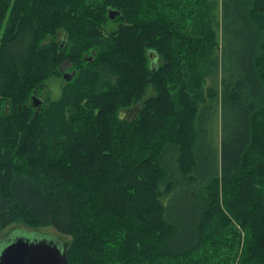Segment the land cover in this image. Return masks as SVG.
<instances>
[{"label": "trees", "instance_id": "16d2710c", "mask_svg": "<svg viewBox=\"0 0 264 264\" xmlns=\"http://www.w3.org/2000/svg\"><path fill=\"white\" fill-rule=\"evenodd\" d=\"M207 1L0 0V230L78 233L68 264H212L234 257L238 225L239 264H264V0H220L219 60ZM203 68L219 92L203 94ZM72 71L60 100L31 105ZM209 110L226 130L214 157Z\"/></svg>", "mask_w": 264, "mask_h": 264}, {"label": "rangeland", "instance_id": "374dc122", "mask_svg": "<svg viewBox=\"0 0 264 264\" xmlns=\"http://www.w3.org/2000/svg\"><path fill=\"white\" fill-rule=\"evenodd\" d=\"M200 1L202 2V0H200ZM31 4H38V2L37 1H36V3L35 2L34 3L29 2V7ZM8 5L9 6H8V9L6 10L5 18L1 22L0 34H2L5 30V28H7L10 25L8 23V17H9L10 11H11L12 2H10ZM207 5L209 7L208 20L210 22L211 28L213 29V31L215 33L214 41L217 43V46L215 47L216 50L214 49V52H213L211 58L219 60V57L221 55V44H222L221 43L222 42V34H221L220 0H208ZM27 11H28V8H26V12ZM29 11H34V9L31 10L29 8ZM155 12L157 13L156 10H155ZM172 13H174V12H172ZM44 14H46V13H43V11H41V14L38 15L39 17H41V18L43 17L46 19V21L50 22V25H45L46 31H49V32H45L44 37L46 36V40L48 39V37H50L51 42H53V40H54V42L55 41L59 42V40H62L61 36H63V33H62L63 30L60 29V27L58 26L56 28H59V29L56 30V32L54 34L52 33L49 35V33L52 31L51 30L52 27H54V24L52 22L53 18L49 15H44ZM157 14L160 15L161 11L159 10V12ZM185 20L187 22L189 21L188 19H185ZM174 21H176V20L174 19ZM119 23L121 24L120 21H116V20L109 21V22L106 21V23L104 24L103 30L107 34H110V32H113L118 28ZM154 57L152 56L151 59H153ZM159 62H160V59H158L156 57L155 62H153V64L157 65ZM202 75H203V79H202V92H203V94L206 95L208 88H212L214 91L219 92V83H220L219 75L220 74L218 73L216 76L209 77L206 73L205 68H203L202 69ZM94 79H95V85H96L97 79L96 78H94ZM0 81H2L4 83V79H0ZM39 83L40 84H39L38 93L40 95L38 96V98H40L41 100H45L44 103L46 105H52L54 102L60 100V98L63 96V94L65 92V87H63L64 86L63 77H59L56 74V72H54L53 74H50L45 79L40 80ZM153 94H154L153 90L151 88H149V89H147V91L145 93V98H147ZM138 109H139V104H135V105H132V107H130L129 109L121 111L120 115H122L123 118L130 119V118H133L137 114ZM2 110H7V108L3 107ZM202 130H203V134H204V144L209 146L212 157H214L215 149H217V150L221 149L220 147H221V144L223 142V138L226 135V130H225V127H223L221 125L219 114L217 115V119L215 120V114L210 111L208 113V117H207V119L203 125ZM0 136H1V129H0ZM4 147H5V145L0 146V152L2 150H5ZM14 149H17V147L14 146ZM7 155H9V154H7V153L0 154V163L9 158V157H7ZM161 201L164 202V199L161 198ZM14 227L15 228L16 227H23V228L27 227V228L36 230L39 234L56 237L57 239L62 241L64 248H66V245H67V247L69 248V256L71 258H73V256H71L70 254L73 251L74 245H77L78 242L82 243V241L80 239V234H78V233L72 237L63 236V235L59 234L51 226H47V225L42 224V223L30 225L26 218H20L14 224H10L6 228L0 230V238H2L4 235H6L10 229H12V228L14 229ZM236 229L238 231V238H237V244L234 247V249H237L236 251H234V257L226 258L225 254H223L221 258L217 257L214 260L211 259L212 264H239L240 253H241L242 247L245 244V242L247 241V237L249 235L246 233V231L243 228H241L238 225H237ZM250 243H251V241H250ZM84 246H86V245L84 243H82V246L79 244L78 248L80 250H82V248Z\"/></svg>", "mask_w": 264, "mask_h": 264}, {"label": "water", "instance_id": "95a60500", "mask_svg": "<svg viewBox=\"0 0 264 264\" xmlns=\"http://www.w3.org/2000/svg\"><path fill=\"white\" fill-rule=\"evenodd\" d=\"M108 15L114 19L116 13L109 10ZM74 74L72 71L64 74L63 78L70 81ZM34 94L31 96V105L37 108L41 106L42 100ZM34 237L36 240H30ZM0 264H68V262L62 241L54 236L38 234L36 230L26 227L22 233L7 242L0 252Z\"/></svg>", "mask_w": 264, "mask_h": 264}, {"label": "flooded vegetation", "instance_id": "af4514ba", "mask_svg": "<svg viewBox=\"0 0 264 264\" xmlns=\"http://www.w3.org/2000/svg\"><path fill=\"white\" fill-rule=\"evenodd\" d=\"M23 227H14V229H10L6 235H4L2 238H0V252L3 250V248L6 246L7 242L12 239L13 237L17 236L18 234L23 232ZM39 234V233H38ZM10 239H9V238ZM30 240H36V238H31Z\"/></svg>", "mask_w": 264, "mask_h": 264}]
</instances>
